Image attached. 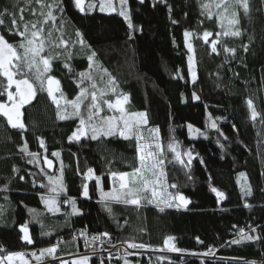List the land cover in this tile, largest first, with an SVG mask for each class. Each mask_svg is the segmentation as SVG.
<instances>
[{
  "label": "trees",
  "instance_id": "16d2710c",
  "mask_svg": "<svg viewBox=\"0 0 264 264\" xmlns=\"http://www.w3.org/2000/svg\"><path fill=\"white\" fill-rule=\"evenodd\" d=\"M58 2L63 12L55 11V15L57 23L60 18L64 22L62 38L67 47L55 50L60 56L52 61V71L47 74L59 81L58 94L72 101L81 88L91 91L89 81L80 83L81 72L90 71L98 87H103L99 75L106 69L115 78L118 91L129 96L125 107L146 112L148 127L159 129L166 155L167 184L178 186L169 187L168 191L180 192L191 203L186 209L173 207L160 212L144 202L137 209L102 201L96 179L106 189L110 186L111 172L132 171L129 165L136 163L135 141L121 139L118 134L91 140L89 132L87 138L69 142L68 137L79 127V118L59 119L57 106L47 94L46 82L42 91L39 82L31 79L35 96L21 108L26 130L11 128L6 118L0 116V248L4 249L0 256L24 252L35 263L37 260L31 253L39 256L40 250L52 246H57V257L83 251V240L73 238L79 230L87 228L96 236L107 232L115 242L162 247L164 238L173 236L176 247L183 250L202 252L211 248L219 256L237 260L264 257V239L227 243L236 238L240 228L249 235L264 237V11H256L260 0H252L249 17L240 11V37L224 36L216 16L209 19L202 14L201 4L210 0H144V3L128 0L134 25L131 29L117 13L87 7L81 12L73 0ZM30 7L37 5H28L26 0H0V11L7 8L17 18L21 14L19 9L25 8L27 21L34 19ZM6 25L10 26V18H6ZM76 31L81 33L87 48L74 43ZM185 31L193 34L189 37L192 53L185 47ZM205 31L210 33L207 42L203 38ZM0 34L10 43L20 39L10 34L7 26H0ZM214 41L216 52L212 51ZM244 45L248 46L247 51ZM225 47L235 49V55L225 52ZM91 52L96 56L93 68L89 69L87 56ZM191 54L195 79L191 78L188 65ZM65 62L68 67L64 66ZM0 81L7 83L3 77ZM193 95L199 99H193ZM109 98L115 100L111 94L105 97ZM249 99L258 112L255 121L250 118ZM7 102V94L0 95V103ZM105 106L102 105L104 109ZM209 118L216 129L208 126ZM189 125L198 130L193 139L188 135ZM173 137L179 144L184 164L176 162L174 154L167 149ZM25 144L29 153L36 154L35 160L20 151ZM54 152H59V157L52 155ZM188 152L193 157L190 165L183 155ZM89 168L94 174L91 179L87 178ZM61 169L64 190L57 196L50 191L55 185L49 183V177H59ZM240 173L245 174L246 181L239 178ZM245 183L251 187L250 196L242 195ZM84 185L88 188L87 197L83 195ZM213 187L224 193L223 198L218 199L211 190ZM54 196L60 209L55 214L46 204ZM70 201H75L78 214L71 215ZM245 203L250 207H245ZM106 204L112 210L111 215ZM21 227L27 229L31 244L23 239ZM250 227H255L256 232L252 233ZM197 237L203 243H198ZM50 258L45 254L41 260ZM128 261L157 264L156 260ZM171 261L173 264L202 262L181 257H171ZM89 264L99 262L91 259ZM112 264H124V261ZM163 264L168 261L164 260ZM203 264L247 263L203 261Z\"/></svg>",
  "mask_w": 264,
  "mask_h": 264
},
{
  "label": "snow or ice",
  "instance_id": "6c2138e0",
  "mask_svg": "<svg viewBox=\"0 0 264 264\" xmlns=\"http://www.w3.org/2000/svg\"><path fill=\"white\" fill-rule=\"evenodd\" d=\"M28 5L35 3L37 7H30V13L34 17L33 20L27 21L24 17L25 8H20V16L16 17L15 12H10L9 9L5 8L0 11V26H7L8 31L12 35H17L20 37L19 41L16 43H10L6 37L0 34V77L6 80L0 81V95L7 94V98L11 101V105H6L0 103V116H3L7 120V124L13 129H19L21 131L26 130L25 124L22 122L23 113L21 108L24 105L31 102L35 96V88L33 83L30 82L31 79H35L40 84V89L45 90V82L47 84V94L52 99L53 103L56 104L58 112L57 116L59 119H70L73 117L79 118V127L74 131L71 136L68 137L69 142L77 141L79 142L81 137L87 138L90 132L91 140H98L101 137L108 138L116 136L117 134L121 139L127 141H135V152H136V163L130 164L129 167L132 168L130 172H111V177L118 187H114L110 192H103L101 190V200L110 201L115 203H122L124 205L135 206L139 209L142 202L148 205H154L158 211L163 212L165 208L180 207L187 208L191 203L180 192H169L168 188L176 189L178 186L176 184H167L166 172L164 170V165L166 162V155L160 143V131L158 128L148 127V117L146 112L130 111L125 107L129 103V96L127 94L118 91V84L107 70H103V74L99 75V82L102 83L103 87H98L95 78L92 73L81 72L80 83L84 80L90 82L91 91L88 88H81V91L77 95L76 99L72 101H67L72 109L71 113L65 115L60 114V100L56 99L54 92L59 90V81L53 78L51 75H47L52 71V61L59 58L60 53L55 51L61 46L67 47V42L62 38L64 22L60 18V23H57V16L55 11L63 12V8L58 2V0H26ZM74 6L81 12L85 11V0H73ZM140 3H144V0H140ZM119 15L123 16L125 21L128 23L129 28H133L131 18L127 11V0H119ZM99 10L101 12H111L117 9L113 5V0H99ZM13 7H16L14 4ZM88 8L96 7L95 3H89ZM215 8L218 11L215 13L212 9ZM242 10L245 17H249L252 11V0H210V2L201 4V11L203 15L211 19L213 15L222 28V34L224 36L240 37L242 31L239 27L240 16L239 13ZM169 11L171 9L169 8ZM256 11H264V0H260L259 7ZM6 18H10V26L6 25ZM226 22V23H225ZM173 23H176L173 20ZM59 33V35H56ZM193 34L189 31L184 32L185 47L188 49L189 53L193 52V46L189 40ZM210 33L205 31L203 33V38L207 42V38ZM219 35V33H218ZM75 36L77 40L74 43H79L82 48H87L84 39L79 31H76ZM131 39V36L129 37ZM216 42H213L212 51L216 52L215 47ZM245 51L248 50V46L244 45ZM225 52H231L235 55V49H229L225 47ZM71 56V53H68ZM95 52H91L87 56L89 61V69L93 68ZM189 60V71L192 70L193 57L190 55ZM68 67L67 63L64 64ZM96 70L99 74V65H96ZM107 76V80L104 77ZM195 79V78H194ZM15 87V92L9 91ZM79 87V84H78ZM109 94L115 97V100L105 99ZM91 97V102L85 104V101ZM61 98H63L61 94ZM193 99L198 100L199 97L193 95ZM84 106L86 113L82 112L81 106ZM102 105H106L109 110H115L119 113L118 116H103L100 113L103 110ZM247 106L250 111V118L255 121L258 112L256 111L253 101L249 99L247 101ZM191 128V126L189 125ZM212 128H216V124L211 125ZM219 131V129H217ZM207 138V137H205ZM44 142L41 140V146ZM167 149L169 152L174 154V160L181 164H184L181 153L179 152V144L175 141V138H170ZM26 155H30L33 160L36 159L35 153H29L27 150V145L25 144L23 148L20 149ZM52 155L59 157V152H54ZM187 157L188 165L191 164L193 159L190 152L184 153ZM31 162V161H30ZM172 162V161H169ZM49 163V161H46ZM15 171V168L13 169ZM93 170L91 168L87 171V178H93ZM264 175V174H262ZM239 178L244 179V173L239 174ZM23 179V177H21ZM63 169H61V175L57 178L49 177V183L55 185L50 189L51 192L56 193L58 196L60 192L64 190L63 186ZM239 182V180H238ZM97 187L100 185V181L96 179ZM7 190L6 188L4 189ZM212 192L216 194L219 198H223L224 193L218 191L216 188L211 189ZM241 192L243 196H250L252 194L251 187L246 183L242 186ZM83 195L88 196L87 185H84ZM178 202V203H177ZM72 212L71 215L78 214V209L76 208L75 201H70ZM48 210L52 213H58L60 211L56 197H51L46 201ZM245 207H250L249 204L245 203ZM106 210L109 214H112V210L108 205H105ZM2 215V213H0ZM43 227V226H42ZM236 227L235 225L233 226ZM21 232L24 233L23 239L31 244L33 241L29 237L27 229L21 227ZM144 231V229H141ZM252 233L256 232L255 227H250ZM45 235L50 234L49 232L43 233ZM81 236L85 237V246L88 248L92 247V244L96 241L100 243H111L110 241L101 240V236L107 238L109 234L107 232L101 233L100 236L92 237L91 241L87 239L86 233L81 232ZM236 238L228 241L229 244H241L244 242H253L256 240L264 239V237L249 235L244 231L243 228L237 229L235 233ZM175 238L173 236H166L163 241L162 247H152L144 243L126 242L129 249H148L153 252L163 253L175 252L182 253L184 250L176 247L173 242ZM198 243H203L197 237ZM115 247V245H111ZM96 249H93L95 252ZM0 252H4V249L0 248ZM57 246H52L46 249L40 250V255L37 256L36 253H31L38 264H40L42 257L47 254L52 260H56ZM130 253H125L123 259L124 264H130L127 256ZM191 255H200L203 257H210L214 255L211 248L202 253H191ZM20 260V264H27L24 260V253H14L0 256V264H13L14 260ZM111 259V257H110ZM115 259H121L119 255ZM166 259L165 256H156L155 260L157 264H163ZM90 256L85 254L80 256L78 259L71 261V264H89ZM63 264H68L64 261ZM103 264V261H101ZM168 264H173L171 260ZM203 264V261L201 262ZM249 264H254V262H249Z\"/></svg>",
  "mask_w": 264,
  "mask_h": 264
},
{
  "label": "built area",
  "instance_id": "2783aa9c",
  "mask_svg": "<svg viewBox=\"0 0 264 264\" xmlns=\"http://www.w3.org/2000/svg\"><path fill=\"white\" fill-rule=\"evenodd\" d=\"M84 232L86 233L87 239L91 241L92 237L96 236L94 234H91L88 232L87 228H83L81 230H79L75 235L73 239H80L83 240V242L85 243V237L81 236L80 233ZM230 234H234L233 231H230ZM62 240V239H61ZM101 240H106V241H110L111 243H100L99 241H96L92 244L91 248H88L85 246L83 251H79L76 253L69 254V255H65V256H61L58 257L56 260H52L50 259H46V260H41L40 264H63L64 261H67L68 263H70L72 260L74 259H78L80 256H83L85 254L90 256V260L91 259H95L98 260L99 264H101V261H103V264H112L114 261H124L123 257L125 255V253H130V255L127 256V259H146L148 261H152L155 260L156 256H165L166 257V261L171 260V257H181V258H185V259H194V260H201V261H207V262H215V263H227V262H244L249 264V262H254V264H264V257L260 258V259H241V260H237V259H233V258H225L223 256H219L218 252L216 250H213L214 252V256L219 259L217 261H213L211 259H201V258H197V255H191V253H202V252H196L193 250H184L182 253H174V252H153L151 250L148 249H129L127 247V243L126 242H132V241H119V242H115L113 241L109 236L107 238L105 237H101ZM136 243V242H135ZM111 245H115V247H112ZM152 247H160V246H152ZM93 249H96L95 252H93ZM14 253H24V252H13V253H7V254H14ZM5 254V255H7ZM119 255L121 257V259H115V257ZM111 257V259H110ZM24 260L27 261V264H38V262H30V260L26 257L25 253H24ZM5 263L7 264V261H5ZM13 264H20V260H14Z\"/></svg>",
  "mask_w": 264,
  "mask_h": 264
},
{
  "label": "rangeland",
  "instance_id": "374dc122",
  "mask_svg": "<svg viewBox=\"0 0 264 264\" xmlns=\"http://www.w3.org/2000/svg\"><path fill=\"white\" fill-rule=\"evenodd\" d=\"M89 3H95L96 4V7H93V8H90V10H97V11H99V12H101L100 10H99V6H98V4H99V0H91V2L89 1V0H85V7H87V5L89 4ZM113 5H114V7L117 9L116 11H111V12H105V13H117V14H119V9H120V5H119V0H113ZM88 8V7H87ZM127 11H128V13H129V7H128V0H127ZM121 16V15H120ZM129 16H130V14H129ZM123 19H124V17L123 16H121ZM125 20V19H124ZM128 24V23H127ZM191 56L193 57V55L191 54ZM194 59V58H193ZM193 62H194V60H193ZM188 65H189V60H188ZM190 75H191V78L192 79H194L195 77H196V75H195V69H194V65H192V70H191V72H190ZM13 90H12V92H15V87H13L12 88ZM54 96L56 97V99H59L60 100V109H59V111H60V114L61 115H65V114H67V113H71L72 111H74L73 109H72V107H71V105L70 104H68V103H66L68 100H64V98H61V96L58 94V91H56V92H54ZM76 99V98H75ZM91 102V98H90V100H89V102L88 103H90ZM6 105H11V101H9L8 100V102H7V104ZM102 111H101V113H100V115H101V117H103V116H112V115H116V116H118L119 115V113H116L115 112V110H109L108 108H107V106H105V109L102 107ZM81 110H82V112H85L86 113V110H85V108H84V106L82 105L81 106ZM214 122L209 118L208 119V126L210 127V129L211 130H213V129H216V128H212L211 127V125L213 124ZM217 127V126H216ZM188 128V135H189V138H191V139H193V138H195V136L197 135V133H198V130L197 129H195V128H190L189 126L187 127ZM89 179V178H88ZM87 179V180H88ZM114 187H118V184L117 183H115L114 181H113V179H112V177H111V180H110V186H109V188H103L102 187V185L100 184V188H101V190L103 191V192H110V191H112V189L114 188ZM101 190H100V195H101ZM170 253V252H169ZM175 253V252H174ZM199 254V253H198ZM197 258H201V259H211V260H213V261H217V260H219V259H217L214 255L213 256H210V257H203V256H200V255H197ZM6 264V263H5Z\"/></svg>",
  "mask_w": 264,
  "mask_h": 264
},
{
  "label": "crops",
  "instance_id": "0c3cea01",
  "mask_svg": "<svg viewBox=\"0 0 264 264\" xmlns=\"http://www.w3.org/2000/svg\"><path fill=\"white\" fill-rule=\"evenodd\" d=\"M49 165L51 166V163Z\"/></svg>",
  "mask_w": 264,
  "mask_h": 264
}]
</instances>
